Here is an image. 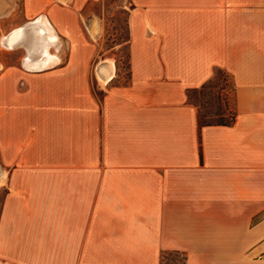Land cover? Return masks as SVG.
<instances>
[{
  "label": "crops",
  "instance_id": "obj_1",
  "mask_svg": "<svg viewBox=\"0 0 264 264\" xmlns=\"http://www.w3.org/2000/svg\"><path fill=\"white\" fill-rule=\"evenodd\" d=\"M99 1L23 0L68 55L0 63V264H264V0H126L128 80L101 59L100 96ZM218 69L236 121L200 127Z\"/></svg>",
  "mask_w": 264,
  "mask_h": 264
},
{
  "label": "rangeland",
  "instance_id": "obj_2",
  "mask_svg": "<svg viewBox=\"0 0 264 264\" xmlns=\"http://www.w3.org/2000/svg\"><path fill=\"white\" fill-rule=\"evenodd\" d=\"M125 7L126 0H100L99 2L88 4L85 8L87 19H94L96 26H98V24L101 25V35L98 43L94 38V34H92L91 37V40L97 46L94 56L95 61L92 64V72L96 75V78L93 79L92 84L99 96L101 95V92L97 90V84H103V82L109 78L108 76L111 75L107 74L105 80H102L99 76L101 59L112 57L113 60L111 62L115 63L114 60L119 61V78L115 82L116 84L125 83L128 80V50L125 45L127 40ZM30 22L32 21L26 19L24 16L23 0H0V63L4 59V54L9 58V63H13L16 60V57L19 56V52H21L20 50L24 52V58L29 57V50L27 51L25 46L32 48L31 51L38 56L41 55V58L45 55V49L41 51V46H39L40 43L44 44V42L48 40L45 36H39V42L36 43L29 42V40L27 41V35L31 34L33 31L42 32L41 30H33V28H30ZM19 29H24L22 33L23 37L19 39L22 41L17 43L15 47L11 48L7 45L6 39ZM36 34L38 35V33ZM31 35H35V33ZM56 37V42L47 48L48 54L56 56L59 53H64V55L67 56L68 50L65 48L63 39L57 34ZM23 63H25L24 59L21 64L23 65ZM27 65H29V62L24 64V67L28 68ZM112 65L113 63L111 66ZM1 68H3V64H0V70ZM114 69L115 67L113 65V72ZM211 86L212 88L206 91L205 95L191 94L194 103L198 105L200 115L211 113L210 121L213 122L218 120V117L215 116L216 114L229 118L235 107V86L231 77L229 75L226 77L221 76L216 70L213 84ZM221 86L224 87L223 91L219 90ZM2 198L3 193H0V205ZM162 257L161 264H187L185 256L182 253L165 252Z\"/></svg>",
  "mask_w": 264,
  "mask_h": 264
},
{
  "label": "trees",
  "instance_id": "obj_3",
  "mask_svg": "<svg viewBox=\"0 0 264 264\" xmlns=\"http://www.w3.org/2000/svg\"><path fill=\"white\" fill-rule=\"evenodd\" d=\"M217 71L221 74V76H224V77L228 76V74L225 71L221 70V69H218ZM213 79L210 80L209 82H207L205 85H203L200 89H196V90H193V91L190 92L189 101H190L191 104H193V105L198 107V105H196L194 103V99L191 97V94L205 95L206 91H208L209 89L212 88L211 85L213 84ZM219 90L223 91L224 87L221 86L219 88ZM210 116H211V113H205V115H200V112H199V126L200 127H205V126H227V127H229V126H232L235 123L236 117H237L236 99H235L234 111L229 116V118H225V116H223V115L219 116V114H216L215 116L218 117V120L213 122V121H210ZM177 253H179V252H177ZM163 256H164V254H163ZM185 261H186V256H185Z\"/></svg>",
  "mask_w": 264,
  "mask_h": 264
},
{
  "label": "bare ground",
  "instance_id": "obj_4",
  "mask_svg": "<svg viewBox=\"0 0 264 264\" xmlns=\"http://www.w3.org/2000/svg\"><path fill=\"white\" fill-rule=\"evenodd\" d=\"M43 25V24H42ZM36 26H41V23L40 24H38V25H36ZM33 27H35V26H33ZM41 28H43L41 31L42 32H38V35L37 34H35V35H31V34H29V35H27L28 36V38H27V41L29 40V42H32V43H36V42H39V36H41V37H46L48 40H44L45 42H44V44H42V43H40V45L39 46H41V48H40V50L41 51H43L44 49V53H45V55L44 56H46V55H48V50H47V48L50 46V44H51V42L52 41H54L55 40V37H54V34H53V32H52V30L49 28V26H46V25H44L43 27H41ZM23 30L24 29H19V30H17V31H15L11 36H9L7 39H6V43H7V45L9 46V47H11V48H13V47H15V45L20 41L19 39L21 38V37H23V35H22V33H23ZM25 38V39H26ZM40 51V52H41ZM42 54V53H41ZM50 55V54H49ZM41 56V55H40ZM49 57H51V56H49ZM51 60H53L52 58H50ZM51 60H49V61H51ZM50 63H52V62H50ZM49 63V64H50ZM48 64V63H47ZM36 65H38V64H36ZM40 66H43V65H40ZM112 67H113V65H112ZM42 68V67H41Z\"/></svg>",
  "mask_w": 264,
  "mask_h": 264
}]
</instances>
